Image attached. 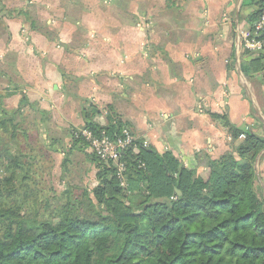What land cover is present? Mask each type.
<instances>
[{
  "label": "crops",
  "instance_id": "crops-1",
  "mask_svg": "<svg viewBox=\"0 0 264 264\" xmlns=\"http://www.w3.org/2000/svg\"><path fill=\"white\" fill-rule=\"evenodd\" d=\"M259 6L246 0H0L2 106L13 111L24 104V116L40 119L37 110L44 113L38 135L72 151L75 182L86 174L96 185L90 149L71 137L83 128L88 104L103 112L94 116L98 126L110 112L146 148L158 156L170 152L201 173L197 158L216 160L229 151L230 129L264 138V79L258 76L264 69L250 71L254 60L240 49ZM239 136L235 145L244 139ZM262 154L254 168L264 191Z\"/></svg>",
  "mask_w": 264,
  "mask_h": 264
},
{
  "label": "trees",
  "instance_id": "trees-1",
  "mask_svg": "<svg viewBox=\"0 0 264 264\" xmlns=\"http://www.w3.org/2000/svg\"><path fill=\"white\" fill-rule=\"evenodd\" d=\"M259 61L249 70L264 69ZM24 106L7 111L0 100V264H264V194L254 168L264 138L247 133L235 145L242 131L230 129L229 151L216 160L197 158L201 173L136 140L123 154L126 189L113 165L92 154L94 187L37 197L40 209L34 200L26 211L16 197L27 203L36 183L30 174L35 155L20 144L21 137L29 144ZM36 113L45 123L44 113ZM102 113L85 106L83 128L121 135L124 124L110 112L105 126L94 122ZM54 143L47 137L45 146L55 151Z\"/></svg>",
  "mask_w": 264,
  "mask_h": 264
},
{
  "label": "rangeland",
  "instance_id": "rangeland-1",
  "mask_svg": "<svg viewBox=\"0 0 264 264\" xmlns=\"http://www.w3.org/2000/svg\"><path fill=\"white\" fill-rule=\"evenodd\" d=\"M246 3L253 7L259 6L258 0H246ZM19 121H21V118ZM39 122V116L36 117L34 113H31L29 116L25 115L22 122L23 129L29 133L28 145H24V140L22 137L20 138V144L23 146L21 147L22 151L27 153L29 151H33V154L35 155V161L32 162L31 165L33 166L31 167L30 171V174L32 175V181L36 183L35 186L32 185V183L30 185V189L35 191L34 195L27 194V203L26 200H23L21 195L16 197L17 202L21 204L26 209V211L30 208V205L32 202H34V200L37 206L36 209H40L41 205L39 206L37 204L38 201L35 199L37 197L40 200H45L47 198L49 199L53 196L58 197L62 192L65 191V189H67V187L72 186L79 188L83 187L87 189L92 188L91 182L88 183L89 180L86 174L81 176V183L75 182V177H80V175L77 173L79 172L77 171V166H75V163L71 160L72 151L70 149H68L64 144L55 145V151H51L46 148V142H43V140L38 135L40 130ZM69 151H71V153H69ZM262 157L264 158V154H262ZM65 160H68V162L63 164ZM63 165H65L64 169L67 173L65 176H63L61 173L63 170ZM255 173L257 177L260 175V172L258 173V168L255 169ZM48 203H50V206H52L51 208H55V205L52 201H48Z\"/></svg>",
  "mask_w": 264,
  "mask_h": 264
},
{
  "label": "built area",
  "instance_id": "built-area-1",
  "mask_svg": "<svg viewBox=\"0 0 264 264\" xmlns=\"http://www.w3.org/2000/svg\"><path fill=\"white\" fill-rule=\"evenodd\" d=\"M240 49L252 60L261 59L264 61V0H260V9L256 18L247 27L242 35ZM264 79V70L258 73ZM199 111L201 109L199 108ZM74 139L81 140L87 144L91 153L101 162H110L115 169L116 179L122 189L128 187L125 177V163L123 154L135 147L136 139L132 132L124 128L119 136H110L106 131L95 133L90 129L81 128L72 133ZM240 135L239 139H243ZM230 140V138H228ZM143 146L146 145L143 143ZM143 167V165H141Z\"/></svg>",
  "mask_w": 264,
  "mask_h": 264
}]
</instances>
